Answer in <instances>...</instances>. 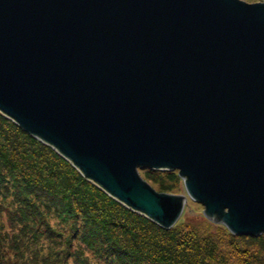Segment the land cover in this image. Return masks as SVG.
<instances>
[{
  "label": "water",
  "instance_id": "1",
  "mask_svg": "<svg viewBox=\"0 0 264 264\" xmlns=\"http://www.w3.org/2000/svg\"><path fill=\"white\" fill-rule=\"evenodd\" d=\"M0 114L164 229L264 234V1L0 0Z\"/></svg>",
  "mask_w": 264,
  "mask_h": 264
},
{
  "label": "trees",
  "instance_id": "2",
  "mask_svg": "<svg viewBox=\"0 0 264 264\" xmlns=\"http://www.w3.org/2000/svg\"><path fill=\"white\" fill-rule=\"evenodd\" d=\"M139 174L159 193L184 191L177 171ZM0 264H264V234L194 215L164 229L0 114Z\"/></svg>",
  "mask_w": 264,
  "mask_h": 264
},
{
  "label": "rangeland",
  "instance_id": "3",
  "mask_svg": "<svg viewBox=\"0 0 264 264\" xmlns=\"http://www.w3.org/2000/svg\"><path fill=\"white\" fill-rule=\"evenodd\" d=\"M242 1H245V2H247V3H249V4H254V3H261V2H263L264 0H242ZM182 181V180H181ZM183 183V182H182ZM180 194H185V191H183L182 193H180ZM188 202H187V205H186V207H185V209H184V211H183V216H186V218L188 217L189 218V216H191V215H194V216H197V217H199V219L201 218V217H204L203 216V214H202V212H203V207L201 206V205H199V204H197V203H195V202H193L192 200H190V199H188L187 200ZM182 217V216H181ZM184 220H185V218H184ZM210 222V221H209Z\"/></svg>",
  "mask_w": 264,
  "mask_h": 264
},
{
  "label": "flooded vegetation",
  "instance_id": "4",
  "mask_svg": "<svg viewBox=\"0 0 264 264\" xmlns=\"http://www.w3.org/2000/svg\"><path fill=\"white\" fill-rule=\"evenodd\" d=\"M240 1H242V0H240ZM243 2H245V1H243ZM245 3H247V2H245ZM249 4V3H248Z\"/></svg>",
  "mask_w": 264,
  "mask_h": 264
}]
</instances>
